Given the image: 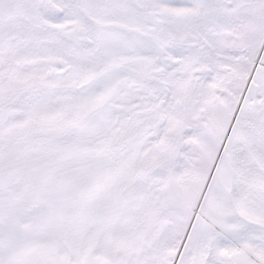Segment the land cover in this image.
I'll return each instance as SVG.
<instances>
[{
  "label": "snow or ice",
  "instance_id": "obj_1",
  "mask_svg": "<svg viewBox=\"0 0 264 264\" xmlns=\"http://www.w3.org/2000/svg\"><path fill=\"white\" fill-rule=\"evenodd\" d=\"M0 264H264V0H0Z\"/></svg>",
  "mask_w": 264,
  "mask_h": 264
}]
</instances>
